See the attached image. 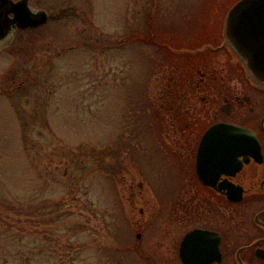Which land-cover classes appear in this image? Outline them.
I'll return each instance as SVG.
<instances>
[{
    "label": "rangeland",
    "instance_id": "1",
    "mask_svg": "<svg viewBox=\"0 0 264 264\" xmlns=\"http://www.w3.org/2000/svg\"><path fill=\"white\" fill-rule=\"evenodd\" d=\"M237 1L28 0L49 20L0 41V214H12L3 207L12 200H65L60 235L82 246L64 264H162V245L185 231H165L176 207L196 205L180 126L209 123L197 110L216 90L249 92L252 128L264 117L263 98L245 77L247 87L229 82L219 53ZM202 74L215 77L205 92L195 87ZM263 205L235 210L251 216Z\"/></svg>",
    "mask_w": 264,
    "mask_h": 264
},
{
    "label": "flooded vegetation",
    "instance_id": "2",
    "mask_svg": "<svg viewBox=\"0 0 264 264\" xmlns=\"http://www.w3.org/2000/svg\"><path fill=\"white\" fill-rule=\"evenodd\" d=\"M9 18L11 19V16H8ZM13 32L12 30L11 34ZM221 52L226 57L224 68L227 74L230 75L228 77L229 82L235 76H238L245 83L242 70L232 61L233 56L225 48L219 50V53ZM201 76L204 77H201L199 82L196 83V89L203 92L210 90L213 82H215L214 75L202 74ZM221 79L222 77L220 81ZM226 85H229V83H226ZM248 85L251 91H254L258 97L263 98L264 105V93L252 87L249 83ZM215 92L221 94V91L216 90ZM215 92H208L207 96L201 97L199 103H201L202 109L197 110L198 112L208 113L209 123L206 121L208 120L206 116L205 120H202L201 116H195V118L192 117L190 120L187 118L189 122L185 121L183 127L179 130L184 132L185 138L190 139L189 142L192 145L191 147H187L189 149L188 160L187 162L184 160V164L182 161V165L187 166V170L193 176L188 180L189 182L185 180L184 185L194 188L195 194L188 198L191 201H195L196 205L193 208L186 209L187 205L179 203L178 207H176V210L179 209V216H177L176 212V217L172 219L171 215L173 212H171V215L167 218L168 220L172 219L171 222H168V227L165 229L169 236L174 232L172 229L176 226L185 231L174 242L162 245V248H160L164 251L161 254L162 259L160 262L162 264H185L184 262H191L189 264H201V262H209L208 264H264V258L257 253V251H260L262 254L264 253V214L260 215L264 211V205L263 208L251 216L246 215L244 211L235 210L236 206H246L250 203L262 202L264 200V131L260 124L261 120L256 124L257 130L252 128L253 123L250 122L249 116L251 117L250 113L254 112L255 107L250 108L248 112L242 107L246 102L250 104L249 92L241 94L242 100H240L241 97H238V95H234L233 91H231V97L229 96V92L225 93L226 95H222L221 97L222 106L220 107H217V105L221 98H218L219 96ZM192 97L189 100L192 101ZM242 113L244 115L247 113L248 115L243 116ZM247 118L249 119L247 120ZM219 123L232 124L252 130L260 141L263 161L261 164H257L249 158V162L245 164V158L239 157L237 160L242 163L241 171L234 177L220 176L215 185L210 187L206 186L197 174V161L201 177L208 182L219 167L218 162L214 157L206 153H202L199 160L197 156L205 131ZM219 159L227 162L229 158L221 157ZM224 182H231L244 189L242 201L233 202L228 199L227 191H224L220 187ZM194 230L206 231L212 234V236L186 244L183 253H181L182 242L185 236ZM214 235L220 238L218 245L219 259L215 258L213 251L216 244Z\"/></svg>",
    "mask_w": 264,
    "mask_h": 264
},
{
    "label": "water",
    "instance_id": "3",
    "mask_svg": "<svg viewBox=\"0 0 264 264\" xmlns=\"http://www.w3.org/2000/svg\"><path fill=\"white\" fill-rule=\"evenodd\" d=\"M10 14L13 17L8 19ZM47 20L48 16L45 12H31L28 0L18 2L0 0V40L9 34L11 27L34 29L43 26ZM221 47L226 48L232 54L233 60L243 68L245 77L250 84L264 92V0H240L227 12L223 21V44ZM260 124L264 131V117ZM202 153L214 157L219 166L208 182L201 177L197 161L196 172L202 182L210 187L215 185L220 176L234 177L241 171L242 163L237 160L239 157L245 158V164L249 162V158L257 164H261L263 161L261 145L256 134L249 129L230 124H216L207 129L199 146L198 160ZM221 157L229 159L225 162L219 159ZM215 164L216 162L214 166ZM222 166L224 169H221ZM220 187L227 191L230 201L239 202L244 198V189L238 185L224 182ZM262 214L264 211L260 215ZM211 236L212 234L206 231L194 230L190 232L182 242L181 253H183L186 244ZM214 238L216 244L213 251L215 258L219 259L220 238L217 235H214ZM257 253L264 258V253L262 254L260 251ZM208 263L201 262V264Z\"/></svg>",
    "mask_w": 264,
    "mask_h": 264
},
{
    "label": "trees",
    "instance_id": "4",
    "mask_svg": "<svg viewBox=\"0 0 264 264\" xmlns=\"http://www.w3.org/2000/svg\"><path fill=\"white\" fill-rule=\"evenodd\" d=\"M187 94L181 96L184 98L182 102L191 98L192 94ZM172 99L177 101L174 97ZM168 107L173 109L171 104ZM184 114L182 121L189 118L186 112ZM3 207L9 208L12 214L9 217L0 214V264H57V258L64 264L66 258L71 257L70 251L82 246L79 238L66 239L60 235L68 230L63 227L68 225L70 214L65 200L17 199L5 202Z\"/></svg>",
    "mask_w": 264,
    "mask_h": 264
},
{
    "label": "bare ground",
    "instance_id": "5",
    "mask_svg": "<svg viewBox=\"0 0 264 264\" xmlns=\"http://www.w3.org/2000/svg\"><path fill=\"white\" fill-rule=\"evenodd\" d=\"M206 131H207V130H206ZM206 131H205V133H206ZM205 133H204V134H205ZM203 136H204V135H203ZM203 136H202V138H203ZM201 140H202V139H201ZM221 169H224V167L222 166Z\"/></svg>",
    "mask_w": 264,
    "mask_h": 264
}]
</instances>
